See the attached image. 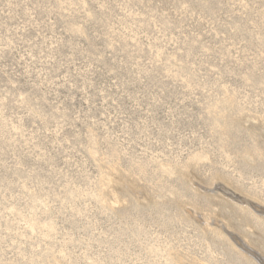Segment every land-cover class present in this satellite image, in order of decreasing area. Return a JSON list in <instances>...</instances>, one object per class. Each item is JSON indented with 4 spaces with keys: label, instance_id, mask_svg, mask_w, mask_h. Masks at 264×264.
<instances>
[{
    "label": "rangeland",
    "instance_id": "rangeland-1",
    "mask_svg": "<svg viewBox=\"0 0 264 264\" xmlns=\"http://www.w3.org/2000/svg\"><path fill=\"white\" fill-rule=\"evenodd\" d=\"M262 211L264 0H0V264H264Z\"/></svg>",
    "mask_w": 264,
    "mask_h": 264
},
{
    "label": "bare ground",
    "instance_id": "bare-ground-1",
    "mask_svg": "<svg viewBox=\"0 0 264 264\" xmlns=\"http://www.w3.org/2000/svg\"><path fill=\"white\" fill-rule=\"evenodd\" d=\"M261 210V209H260ZM259 210V211H260ZM263 212V211H262ZM264 213V212H263ZM236 238V237H235ZM237 241V240H236ZM237 244H239L240 245V243H239V241H237ZM246 244V246H248V247H251L248 243H245ZM246 248V247H245ZM252 248V247H251ZM249 253V252H248ZM254 254V253H253ZM255 256V255H254ZM258 259V258H257ZM261 259V258H260ZM262 262V261H261Z\"/></svg>",
    "mask_w": 264,
    "mask_h": 264
}]
</instances>
